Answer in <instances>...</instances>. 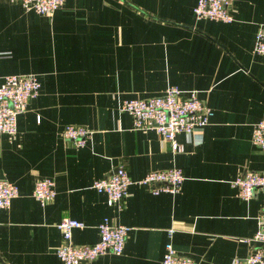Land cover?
I'll list each match as a JSON object with an SVG mask.
<instances>
[{
	"label": "crops",
	"instance_id": "1",
	"mask_svg": "<svg viewBox=\"0 0 264 264\" xmlns=\"http://www.w3.org/2000/svg\"><path fill=\"white\" fill-rule=\"evenodd\" d=\"M198 0H65L52 13L0 0V84L11 73H36L39 94L18 115L16 134L0 135V178L19 193L0 208V264H64L58 223H85L75 244L100 238L109 217L127 224L124 251L83 264H162L169 229L176 250L202 264H229L253 252L264 216V191L248 200L232 181L264 171V147L252 141L264 118V54L254 51L264 0H231V22L198 18ZM169 84L196 89L214 110L199 143L180 131L175 151L152 128H136L121 109L131 97L157 95ZM67 123L86 124L87 144L65 138ZM127 165L133 182L123 205H109L96 178ZM180 166L176 192L140 183L150 170ZM55 180L43 205L37 179Z\"/></svg>",
	"mask_w": 264,
	"mask_h": 264
},
{
	"label": "built area",
	"instance_id": "2",
	"mask_svg": "<svg viewBox=\"0 0 264 264\" xmlns=\"http://www.w3.org/2000/svg\"><path fill=\"white\" fill-rule=\"evenodd\" d=\"M19 1L26 10L40 13H52L64 4L65 0H13ZM231 0H198L194 8L198 18H210L231 22L235 16L231 9ZM254 51L264 54V22L260 23L255 36ZM41 80L36 73H11L5 76L0 84V135L16 134L18 115L24 112L29 101L36 97L41 88ZM121 109L133 117L136 128H152L170 141L175 151L183 149L176 135L184 131L195 138L203 139L200 129L210 123L214 114L212 106L202 99L196 89L185 91L177 84H169L164 92L148 97H131L122 101ZM92 129L86 124L67 123L62 134L77 146L87 144ZM252 141L264 147V118L256 121L253 127ZM186 178L180 166L150 170L140 183L154 184L153 192H178ZM133 182L127 165L119 164L110 174L96 178L93 187L105 192L109 205H123ZM232 184L238 188L242 199H250L258 189L264 191V171L247 170L238 175ZM19 193L16 183L0 178V208L10 207L12 200ZM55 180L51 177L37 179L34 195L45 205L56 196ZM58 226L62 232L61 245L56 253L64 264H83L100 255L112 251L122 253L130 230L127 224H113L105 217L99 224L100 238L93 243L75 244L72 241L73 230L83 227L85 223L70 216L64 217ZM174 228L169 229V240L166 242L162 264H202L190 255L179 253L173 243ZM258 243L253 252L244 257H236L229 264H264V216L259 220V227L254 236ZM211 264H219L212 262Z\"/></svg>",
	"mask_w": 264,
	"mask_h": 264
}]
</instances>
